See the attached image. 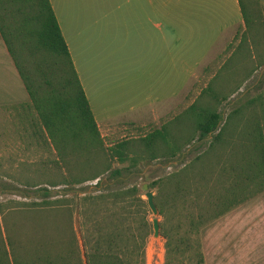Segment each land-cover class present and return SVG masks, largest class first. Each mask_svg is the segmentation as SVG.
Listing matches in <instances>:
<instances>
[{
	"label": "trees",
	"instance_id": "16d2710c",
	"mask_svg": "<svg viewBox=\"0 0 264 264\" xmlns=\"http://www.w3.org/2000/svg\"><path fill=\"white\" fill-rule=\"evenodd\" d=\"M238 2L244 41L264 27V19L257 0ZM0 36L28 95L27 104L13 107L21 109L17 112L25 137L36 140L39 148L51 146L54 156L37 164L41 183L33 186L41 200L17 208L47 215L55 234L27 245L11 234L0 206V264H145L153 228L151 211L138 189L87 192L78 187L94 180L97 185L104 175L121 176L139 164L170 162L210 137L193 158L151 184L161 217L164 264H205L199 232L264 191V74L254 86L255 96L239 99L224 119L220 111L264 64V35H257L263 41L246 53L241 65L230 60L222 64L174 118L110 148L104 144L49 0H0Z\"/></svg>",
	"mask_w": 264,
	"mask_h": 264
},
{
	"label": "rangeland",
	"instance_id": "374dc122",
	"mask_svg": "<svg viewBox=\"0 0 264 264\" xmlns=\"http://www.w3.org/2000/svg\"><path fill=\"white\" fill-rule=\"evenodd\" d=\"M263 2L259 5V11L264 19ZM112 22L108 44L103 49L92 52L93 60L96 59L94 60L96 67L92 70L94 72L100 70L102 89L98 92L93 91L92 88L88 89L92 105L94 106L95 103L97 119L101 121L104 118L105 121L110 122L101 131L104 144L109 148L127 138L141 136L160 128L174 118L195 100L200 90L206 86L222 64L219 58L218 63L215 61L212 66L206 61L198 68L194 63L198 52L196 49L183 48L181 60L178 52H169L167 49L163 57L164 61L158 65L150 64L147 69V64L142 65V61L145 60L142 58L140 40L133 39L135 34L126 28L125 20L116 17ZM136 35L140 37V33ZM94 63L91 65L93 66ZM194 73L196 74L192 76ZM263 74L264 64L246 80L237 93L220 106L223 119L230 109L237 105L239 99L256 95L254 86L259 83ZM242 79L241 76L236 81ZM28 102L29 100L0 106V206L6 212L11 234L27 245L30 244L28 241L39 243L55 235L52 229L53 223L47 215L34 216L20 211L24 208L20 210L17 208L22 203L41 200L35 196L36 187L33 186V183H41L37 164L40 161L47 162L54 159L51 146H45L46 149L39 148L36 140L25 137L20 114L17 112L21 109L14 110L13 107ZM209 139L210 137L195 142L170 162L155 160L152 163L139 164L132 168L131 172L124 171L121 176L110 179L104 175L97 185V180H94L78 188L90 192L134 186L146 202L147 190L155 195V189L151 188L152 182L193 158L206 146ZM143 184L148 185L147 190L143 189ZM61 190L66 188L61 187ZM65 194L70 196L68 193ZM263 198L264 191L255 194L232 210L236 211L249 202L258 204ZM153 218L151 213L149 219L152 221ZM258 218L257 215L255 219ZM157 219L160 221L161 217L157 216ZM224 219L225 217L222 216L217 218L199 232L205 264H221L222 242L229 236L223 229ZM252 231V234L254 232L259 234L258 228L252 227ZM235 240L237 241V238ZM250 246L252 251L258 249L253 241ZM261 249L264 250V246L260 247ZM164 262V239L152 235L145 246V264H164ZM182 264L190 263L184 261Z\"/></svg>",
	"mask_w": 264,
	"mask_h": 264
},
{
	"label": "crops",
	"instance_id": "0c3cea01",
	"mask_svg": "<svg viewBox=\"0 0 264 264\" xmlns=\"http://www.w3.org/2000/svg\"><path fill=\"white\" fill-rule=\"evenodd\" d=\"M262 1L257 0L259 5ZM49 2L100 133L110 122L104 118L101 121L97 119L95 103L93 106L88 94V89L92 88L95 92L102 89L100 70H92L96 67L92 52L108 44L113 18L125 20L126 28L135 34L133 39L140 40L141 54L145 60L142 65L147 64V69L150 64L163 62L167 49L178 52L181 60L183 48L198 51L194 60L198 68L206 61L212 66L215 61L218 63L219 58L222 64L230 60L239 66L246 60V53L253 50L252 47L258 48L263 41L257 35H264V27L250 33L252 43L250 37L241 40L245 28L238 0ZM138 33L140 37L136 35ZM234 50L237 53L231 56ZM27 100L23 83L0 36V106ZM242 206L222 216L225 217L223 229L229 236L222 242L221 264H264V250H260L264 246V198L258 204L249 202ZM257 215L259 218L255 219ZM252 227L258 228L259 234H252ZM252 241L258 248L254 251L250 250Z\"/></svg>",
	"mask_w": 264,
	"mask_h": 264
},
{
	"label": "water",
	"instance_id": "95a60500",
	"mask_svg": "<svg viewBox=\"0 0 264 264\" xmlns=\"http://www.w3.org/2000/svg\"><path fill=\"white\" fill-rule=\"evenodd\" d=\"M142 186H143V189L145 190L148 189L147 184H143ZM145 196H146L147 206L149 210L151 211L152 215L154 216V218L152 219L153 237H158L159 236V220L157 219L158 210L154 202V194L152 191L147 190L145 192Z\"/></svg>",
	"mask_w": 264,
	"mask_h": 264
}]
</instances>
